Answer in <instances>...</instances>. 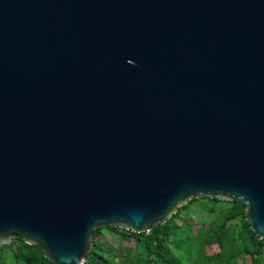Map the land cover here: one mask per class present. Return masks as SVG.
<instances>
[{"label":"water","instance_id":"water-1","mask_svg":"<svg viewBox=\"0 0 264 264\" xmlns=\"http://www.w3.org/2000/svg\"><path fill=\"white\" fill-rule=\"evenodd\" d=\"M241 200L264 239V0H0V251Z\"/></svg>","mask_w":264,"mask_h":264},{"label":"trees","instance_id":"trees-1","mask_svg":"<svg viewBox=\"0 0 264 264\" xmlns=\"http://www.w3.org/2000/svg\"><path fill=\"white\" fill-rule=\"evenodd\" d=\"M195 205L200 210L198 218L208 215V223L217 225L193 232V225L185 217L189 209L196 211ZM244 209L245 204L241 200L228 202L193 198L185 206L179 207L164 224L153 226L149 232L97 228L84 264H243L241 262L247 257L249 264H264V239L259 240L250 230ZM101 231L112 235L118 243L133 242L134 248L123 246L117 249L111 243L96 240ZM218 241L221 244L219 252L207 254L208 246ZM5 249H9L15 264H55L44 258L38 247L26 244L19 238L13 239L0 253Z\"/></svg>","mask_w":264,"mask_h":264},{"label":"rangeland","instance_id":"rangeland-1","mask_svg":"<svg viewBox=\"0 0 264 264\" xmlns=\"http://www.w3.org/2000/svg\"><path fill=\"white\" fill-rule=\"evenodd\" d=\"M198 205H195L194 208L196 211H194L193 208L189 209L187 211V216L185 217V219H187L192 225V230L193 232H199L200 229L203 228H212L215 227L217 225V223L213 224V223H208L209 217L208 215H203V218L200 216L198 218V215L200 213V210L198 208ZM218 209V208H217ZM180 221H177V223H179ZM114 237L112 235H106V233L104 232H100L97 236H96V240H101L103 241L104 244H108L111 243L113 245H115V247L117 249L122 248L123 246L126 247H131L134 248V243L133 242H122V243H118V241L116 239H113ZM212 245L208 246V249L206 250L207 254L209 255H214L216 253L219 252L220 248H221V244L218 241L217 243H211ZM0 258L1 260V264H15V260L12 257V255L9 253V249H5L0 253ZM241 263L243 264H249L250 263V259L249 257L245 258Z\"/></svg>","mask_w":264,"mask_h":264}]
</instances>
